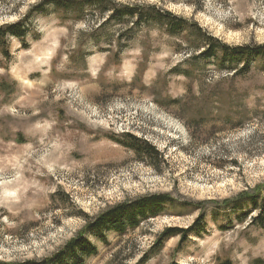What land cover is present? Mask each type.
<instances>
[{"label":"rangeland","instance_id":"1","mask_svg":"<svg viewBox=\"0 0 264 264\" xmlns=\"http://www.w3.org/2000/svg\"><path fill=\"white\" fill-rule=\"evenodd\" d=\"M44 1L0 0V27L28 31L0 43V261L41 262L109 208L167 195L174 205L140 228L88 236L98 254L86 264H264L259 212L225 206L264 197V74L233 81L210 66L186 78L183 37L109 20L101 0ZM103 1L156 7L230 46L264 44V0ZM129 135L160 157L116 143ZM200 215L186 243L155 246Z\"/></svg>","mask_w":264,"mask_h":264},{"label":"trees","instance_id":"2","mask_svg":"<svg viewBox=\"0 0 264 264\" xmlns=\"http://www.w3.org/2000/svg\"><path fill=\"white\" fill-rule=\"evenodd\" d=\"M93 1V0H92ZM95 1V0H94ZM95 3V2H93ZM41 5L61 7L58 0H45ZM95 7L96 4L94 5ZM104 14L111 13L109 20H117L122 24L136 19L134 25L154 26L161 29L170 37H183L185 41L178 48L184 50L189 59L185 65L191 69L182 70L181 74L186 78H192L194 70L203 72L208 67H214L218 72L231 74V80L247 76L252 70L264 74V44L230 46L220 39L206 32L198 24L192 23L184 18L175 16L170 12L150 7L147 12L139 8L124 7L121 9L106 6L103 0L98 5ZM28 31L22 24L5 25L0 27V43L8 38L25 40ZM8 56L7 52H4ZM174 71H180L178 69ZM128 141L116 143L134 150L139 156L145 159L160 157L159 152L149 143L143 142L134 136H126ZM262 192L246 194L241 196L237 202H225L227 208L235 204L246 203L251 211H258L259 214L253 219L252 224L264 230V197ZM262 202L263 204H260ZM174 205V200L167 195H148L133 202L124 203L114 208H109L98 218L89 220L86 229L77 237L68 242L66 246L53 257L41 262L28 261L22 263H7L0 261V264H86L87 260L98 254L97 247L87 237L94 236L100 243L107 242V234L115 233L120 236L129 231L140 228L141 224L150 219L157 218L165 209ZM262 206V208H261ZM246 216V215H245ZM204 221V215H200L195 225L188 229L169 228L157 240L155 246L158 249L168 239L179 237L180 243H186L191 234L195 233L197 226ZM143 257L141 263L147 261ZM217 264H233L230 259H220Z\"/></svg>","mask_w":264,"mask_h":264}]
</instances>
